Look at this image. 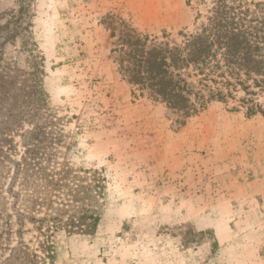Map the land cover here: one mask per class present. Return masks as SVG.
<instances>
[{"label": "rangeland", "instance_id": "374dc122", "mask_svg": "<svg viewBox=\"0 0 264 264\" xmlns=\"http://www.w3.org/2000/svg\"><path fill=\"white\" fill-rule=\"evenodd\" d=\"M198 11L197 0H0V80L33 97L24 72L44 57L40 91L66 159L107 179L96 233L59 237L54 264H264V117L212 103L181 128L134 97L111 58L109 14L178 39Z\"/></svg>", "mask_w": 264, "mask_h": 264}, {"label": "trees", "instance_id": "16d2710c", "mask_svg": "<svg viewBox=\"0 0 264 264\" xmlns=\"http://www.w3.org/2000/svg\"><path fill=\"white\" fill-rule=\"evenodd\" d=\"M186 1L190 6L193 0ZM197 5L204 13L197 12L195 30L180 32L178 39L166 31L142 34L109 14L104 25L121 78L134 97L177 115L181 128L212 103L264 117V1ZM29 60L24 73L31 85L21 90L39 88L33 97L20 102L19 89L0 80V251L8 252L3 264H54L59 237L94 235L106 188L102 170L66 159L70 149L54 124L56 109L40 91L45 58L38 65L33 55Z\"/></svg>", "mask_w": 264, "mask_h": 264}]
</instances>
